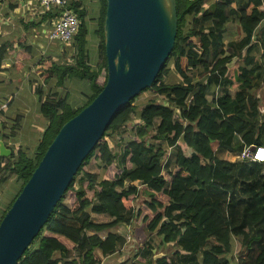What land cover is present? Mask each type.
Masks as SVG:
<instances>
[{
    "label": "trees",
    "instance_id": "obj_1",
    "mask_svg": "<svg viewBox=\"0 0 264 264\" xmlns=\"http://www.w3.org/2000/svg\"><path fill=\"white\" fill-rule=\"evenodd\" d=\"M175 1L177 34L163 68L151 87L111 120L16 264H61L73 251L80 253L81 261L76 264H101L102 258L117 251L120 235L112 229L120 224L134 226V235L143 232V241L156 235L166 246L178 247L156 261L135 257L137 264H181L182 255L198 254L197 264H236L234 260L221 262L232 253L234 244L239 264H264V162L231 163L213 150L214 144L222 153L264 148V106L261 111L254 95L264 85V53L261 59L257 57L263 45V2L215 0L206 5L208 0ZM85 2L71 5L80 20L71 43L73 57L66 64L45 59L39 63L44 70L42 80L56 77L61 87L64 80L78 83L83 95L72 91L42 102L44 93L37 88L46 127L34 149L10 148L6 164L0 163V174H13L6 190L12 195L0 210V222L62 125L87 107L106 83V0H88L90 14ZM53 17V12H45L41 21L48 24ZM229 23H236L237 31L225 42ZM96 36H100L103 51L100 63L88 50ZM171 71L185 83L167 84L164 76ZM193 71L199 76L194 83L188 79ZM216 88L223 93L208 101L207 90ZM144 93L160 96L163 102L148 100L140 108L135 101ZM126 131L130 135L121 137V153H114L113 138ZM171 148L175 160L169 169L162 160ZM91 159L103 169L97 181L88 170ZM6 182L0 178V186ZM238 187L246 200L237 199ZM139 198L136 209L130 208ZM92 213L107 214L114 221L91 223ZM88 231L108 232L101 239L87 236ZM210 241L213 245L204 249Z\"/></svg>",
    "mask_w": 264,
    "mask_h": 264
},
{
    "label": "water",
    "instance_id": "obj_2",
    "mask_svg": "<svg viewBox=\"0 0 264 264\" xmlns=\"http://www.w3.org/2000/svg\"><path fill=\"white\" fill-rule=\"evenodd\" d=\"M175 0H106L107 80L100 93L59 129L0 222V264H16L47 222L111 120L151 87L177 34ZM12 151L0 138V157ZM165 254H156L154 261Z\"/></svg>",
    "mask_w": 264,
    "mask_h": 264
},
{
    "label": "crops",
    "instance_id": "obj_3",
    "mask_svg": "<svg viewBox=\"0 0 264 264\" xmlns=\"http://www.w3.org/2000/svg\"><path fill=\"white\" fill-rule=\"evenodd\" d=\"M262 2L264 6V0ZM208 4L209 0L206 5ZM11 7L14 8L11 9ZM42 14L38 0H0V131L3 134L2 140L9 149L10 145L19 148L25 143L30 144V146L33 145L32 149H34L46 127V119L39 112L41 101L37 95V88L41 87L44 93L42 102L45 98L55 95L72 94V91L76 92L78 97L83 95L82 85H79V87L78 83L64 80V84L61 87L57 84L56 77L47 81L41 79V74L44 70L39 66V63L42 60H51L54 64H66L68 61L64 57L66 48L48 41L46 35L48 24L41 21ZM228 30L229 26L227 27V32ZM262 30L264 38V29ZM262 48L263 45H261L257 55L260 52L263 55L264 51H262ZM260 57L258 58L261 59ZM195 75L197 80H199L197 73ZM213 92L214 97L212 99H216L223 93L220 88H216ZM218 92L221 93L219 94ZM210 93L212 92L208 89L206 92L208 101L212 100L208 96ZM18 119L19 125L15 128ZM12 121H16V123L10 130L8 125ZM31 130L32 132H37L36 138L24 136L26 131L31 132ZM169 152H172V148ZM164 160V164H166V158ZM224 160L226 161V158ZM228 162L232 161L228 160ZM99 165L101 173L97 176V180L103 175L102 166L100 163ZM92 171L91 169L90 172L92 173ZM7 187L8 185L6 190ZM136 202H132L130 208L135 210ZM112 221L114 219L107 214H90V222L94 224H109ZM117 227L112 229V232L120 235L121 248H118L117 244V251L111 256H115L118 263H121L125 253L130 252L132 249L137 254H141L140 252L144 251V247L152 246L150 240L155 239L153 235L149 236L150 238L148 237L149 239L147 238L148 240L141 247H135L136 241L133 238L135 234L134 226L125 225L124 234L119 233L116 230ZM120 252L123 253L122 257ZM157 253L164 254V252H159L156 248H153L151 253L153 258ZM111 256L102 258L101 263L106 264L109 262L108 259ZM69 260H74L71 254L69 258L61 260L60 263L69 262ZM134 260L136 261V258Z\"/></svg>",
    "mask_w": 264,
    "mask_h": 264
},
{
    "label": "rangeland",
    "instance_id": "obj_4",
    "mask_svg": "<svg viewBox=\"0 0 264 264\" xmlns=\"http://www.w3.org/2000/svg\"><path fill=\"white\" fill-rule=\"evenodd\" d=\"M215 0H209V3L213 2ZM85 7L86 9H88V14L91 13V8L89 7V2H85ZM96 23H93L91 25H95ZM229 26V30L227 33H225L224 35V39H225V42L228 41L229 39L233 38V32H236L237 31V24L236 23H231L228 25ZM264 29V27H263ZM90 45H88V50L90 51V54H93L94 56H97V60H98V63H100L102 61V56H103V51H102V45H101V39H100V36H96V39L95 41H93L92 43L90 42L89 43ZM64 50V49H63ZM66 50V53L64 54V57H66L69 61V59H71V57H73L75 51L74 49L70 46L68 48L65 49ZM262 51H264V38H263V48H262ZM262 55V52H260L257 57H260ZM96 60V61H97ZM168 68L171 69V65H168ZM195 73H197L196 71H193V72H190L188 74V79H190L192 82H195V81H198L197 80V76L195 75ZM164 78L166 79V83L167 84H176V83H185V81H183L182 79H180L176 74L175 72L171 71L170 74H166L164 76ZM21 90V89H20ZM212 93H210L208 96L210 97V99H212L214 97V92L211 91ZM219 94L221 92H218ZM254 95H256V97H258L259 99V102H260V110L262 111L263 109V106H264V85H261L257 90L254 91ZM77 99V98H76ZM148 100H151V101H156V102H159V103H162L163 102V98L160 97V96H156V95H153V94H150V93H144L142 95H140L135 103L137 105H139V107L141 108L144 104H146V102ZM16 121H12L10 122V124L8 125V127H10L9 129L12 130L13 128V125H15ZM154 127L156 128V124L154 125ZM37 132L31 130V132H28L26 131V134H24V136H31L32 138H36L37 137ZM42 133V132H41ZM130 135V132L129 131H126L125 133L121 134L120 136H117V137H114L113 138V146H112V151L114 153H117V154H120L121 153V137L122 138H126ZM37 140V139H36ZM235 141H237V138L235 139ZM32 146H30V144H23L21 145L19 148H15V146H12L10 145V148L13 149V150H22V151H26V150H32ZM170 150V149H169ZM213 150H214V153L219 155L220 158L222 159H225L226 158V161L228 160H231L232 162L231 163H245L247 162L246 160H243L240 158V152H223L222 151H219L218 150V147L216 144L213 145ZM174 149L172 150V152H169V154H167L166 156V163H167V167L170 169H172L173 167V163H174V160H175V156H174ZM221 154V155H220ZM232 154V155H231ZM218 157V156H217ZM218 157V158H219ZM7 158L5 157H2V160H1V164L2 165H5L7 160ZM163 161V165H164V159L162 160ZM248 165V163H247ZM90 168V169H89ZM93 170L92 171V174H93V180L96 181L97 180V176L101 173V167L99 165V163H96V161L94 159H91L90 162H89V165H88V170ZM0 178H6L7 179V182L2 185L0 187V210H3L5 208V205L7 203V200L8 198L12 195V191H6V186L12 181L13 179V174H11L10 172H4V173H1L0 174ZM242 182V181H240ZM140 187V186H138ZM7 192V193H6ZM237 199L239 200H246V197L244 194L241 193V189L238 187L237 188ZM141 200V198H139L136 202V206L138 205L139 201ZM125 217L126 218H129L130 215H129V212H126L125 214ZM119 231V233L121 234H124V225H118L117 229ZM107 232L108 231H101V232H93V231H88L86 233V235L88 234L89 236H92V235H96L98 237H100L101 239H104L107 235ZM87 235V236H88ZM142 235H143V232L141 231H137V234L133 236V238H135L134 241H136V244H135V247H141L148 239H146L145 241H143V238H142ZM155 239H152L150 240L151 243H152V246H149L151 249L153 248H156L159 252L162 251V253L164 252V254H172L174 251H176L178 249L177 246L175 245H172V246H166L165 244L163 245L162 243V237H158L156 235H153ZM213 245V241H210L209 243H207V245L205 246L204 249H209L211 246ZM234 247H235V244L233 245V250H232V253L231 254H227L225 255L222 259H221V262L223 261H226V262H231V260H234L233 262L234 263H238L237 262V255L236 253L234 252ZM118 248H121V240L118 244ZM150 248H146L144 247V251L143 252H140L141 254H137L134 249L130 250V252L128 253H125L124 257L121 259L122 262L121 263H118V261H116V258L115 256H111L109 257V262H107L106 264H137V262L134 260L135 257H141V258H144V259H153V255L151 254L152 253V250H150ZM125 251V250H124ZM99 253V251H98ZM80 253L77 251H73L71 252V256L74 257V260L70 261L69 262H65L67 264H71L72 262L73 263H80ZM121 257L123 256V253H121ZM157 254H161V253H157ZM199 259H200V254L198 255H182L180 258H179V261L181 264H197V262H199ZM61 264H64V263H61ZM239 264V263H238Z\"/></svg>",
    "mask_w": 264,
    "mask_h": 264
},
{
    "label": "built area",
    "instance_id": "obj_5",
    "mask_svg": "<svg viewBox=\"0 0 264 264\" xmlns=\"http://www.w3.org/2000/svg\"><path fill=\"white\" fill-rule=\"evenodd\" d=\"M75 2H79V0H38L41 13H54V17L49 21L46 29L48 41L57 43L64 48L71 46L80 26L78 15L71 7ZM239 156L243 160L262 163L264 162V148H244ZM128 239L130 238L128 237Z\"/></svg>",
    "mask_w": 264,
    "mask_h": 264
}]
</instances>
